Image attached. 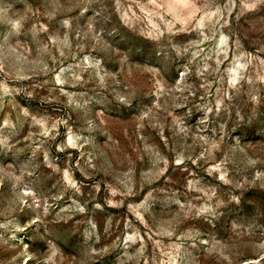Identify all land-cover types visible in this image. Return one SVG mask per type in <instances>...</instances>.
Wrapping results in <instances>:
<instances>
[{
  "label": "rangeland",
  "instance_id": "374dc122",
  "mask_svg": "<svg viewBox=\"0 0 264 264\" xmlns=\"http://www.w3.org/2000/svg\"><path fill=\"white\" fill-rule=\"evenodd\" d=\"M0 264H264V0H0Z\"/></svg>",
  "mask_w": 264,
  "mask_h": 264
},
{
  "label": "bare ground",
  "instance_id": "6f19581e",
  "mask_svg": "<svg viewBox=\"0 0 264 264\" xmlns=\"http://www.w3.org/2000/svg\"><path fill=\"white\" fill-rule=\"evenodd\" d=\"M170 6H173L174 9H176V6H174L171 2H169Z\"/></svg>",
  "mask_w": 264,
  "mask_h": 264
}]
</instances>
